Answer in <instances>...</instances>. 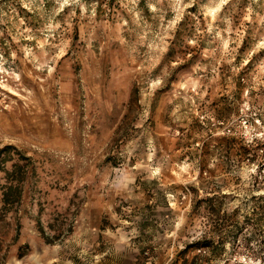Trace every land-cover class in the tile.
<instances>
[{
    "label": "rangeland",
    "instance_id": "374dc122",
    "mask_svg": "<svg viewBox=\"0 0 264 264\" xmlns=\"http://www.w3.org/2000/svg\"><path fill=\"white\" fill-rule=\"evenodd\" d=\"M145 1L0 0V147L29 163L0 264H172L212 234L199 197L264 194V0ZM244 241L214 263L259 264Z\"/></svg>",
    "mask_w": 264,
    "mask_h": 264
},
{
    "label": "trees",
    "instance_id": "16d2710c",
    "mask_svg": "<svg viewBox=\"0 0 264 264\" xmlns=\"http://www.w3.org/2000/svg\"><path fill=\"white\" fill-rule=\"evenodd\" d=\"M141 3L145 4L146 1L141 0ZM192 21L193 18L190 16H185L180 21L179 28L174 34V38L171 41L172 45L166 55L168 59L174 57L175 54L178 53V49L183 51L185 37H189L191 33H193L192 28H189L191 27L190 24L193 23ZM16 157L19 161L14 162V158ZM25 159L28 160V158L21 155L19 150L12 144L0 147V173L5 172L7 179L3 188V202L6 207L14 206L21 199V184L26 177L27 165H29L28 162H22ZM9 162H12L11 168L7 167ZM228 197H232V195L211 194L206 197H199L196 200L193 207L194 212L204 213L203 216L206 218L212 230V234L206 235L203 240L187 245L181 251L183 256L172 264H215L214 260L217 259L216 257L220 259L226 256V250L229 246L231 245L234 247L236 244L237 234L242 233H244L245 244L249 249H252L250 243L255 235L254 229L256 228L262 237V245L259 250L252 249L251 253L255 257L259 256V264H264V194L253 196L255 202L250 210L244 213L240 212V208H235L233 210L224 208V199ZM202 209H204L203 212ZM240 215H242L244 220L242 224H240L238 218ZM230 222L232 223L231 225L229 224ZM191 249L198 250L199 252L194 253L193 256H189L188 253ZM230 261L231 258L226 257L223 263L229 264Z\"/></svg>",
    "mask_w": 264,
    "mask_h": 264
}]
</instances>
